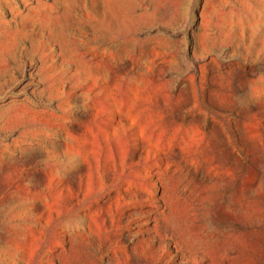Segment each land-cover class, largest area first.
<instances>
[{
  "label": "rangeland",
  "instance_id": "1",
  "mask_svg": "<svg viewBox=\"0 0 264 264\" xmlns=\"http://www.w3.org/2000/svg\"><path fill=\"white\" fill-rule=\"evenodd\" d=\"M0 264H264V0H0Z\"/></svg>",
  "mask_w": 264,
  "mask_h": 264
}]
</instances>
